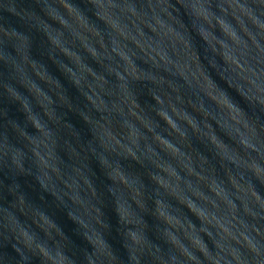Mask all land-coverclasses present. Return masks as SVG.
Instances as JSON below:
<instances>
[{
	"label": "water",
	"instance_id": "water-1",
	"mask_svg": "<svg viewBox=\"0 0 264 264\" xmlns=\"http://www.w3.org/2000/svg\"><path fill=\"white\" fill-rule=\"evenodd\" d=\"M0 264H264V0H0Z\"/></svg>",
	"mask_w": 264,
	"mask_h": 264
}]
</instances>
